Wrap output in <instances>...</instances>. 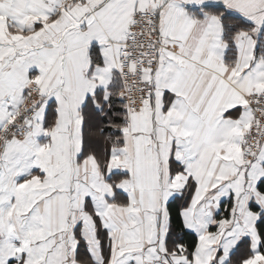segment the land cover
<instances>
[{"label": "snow or ice", "instance_id": "1", "mask_svg": "<svg viewBox=\"0 0 264 264\" xmlns=\"http://www.w3.org/2000/svg\"><path fill=\"white\" fill-rule=\"evenodd\" d=\"M0 264H264V0H0Z\"/></svg>", "mask_w": 264, "mask_h": 264}]
</instances>
